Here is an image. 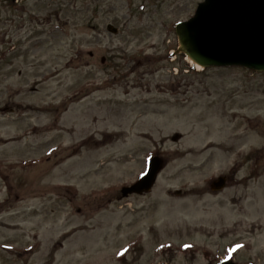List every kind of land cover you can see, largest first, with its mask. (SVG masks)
<instances>
[{
    "label": "rangeland",
    "instance_id": "1",
    "mask_svg": "<svg viewBox=\"0 0 264 264\" xmlns=\"http://www.w3.org/2000/svg\"><path fill=\"white\" fill-rule=\"evenodd\" d=\"M9 1L0 264H264V72L172 55L203 0Z\"/></svg>",
    "mask_w": 264,
    "mask_h": 264
},
{
    "label": "water",
    "instance_id": "2",
    "mask_svg": "<svg viewBox=\"0 0 264 264\" xmlns=\"http://www.w3.org/2000/svg\"><path fill=\"white\" fill-rule=\"evenodd\" d=\"M175 34L176 53L201 68L241 67L264 72V0H204L192 18L175 25ZM161 169L160 159H151L140 179L121 190L122 196L149 192ZM213 185L220 189L223 179Z\"/></svg>",
    "mask_w": 264,
    "mask_h": 264
},
{
    "label": "flooded vegetation",
    "instance_id": "3",
    "mask_svg": "<svg viewBox=\"0 0 264 264\" xmlns=\"http://www.w3.org/2000/svg\"><path fill=\"white\" fill-rule=\"evenodd\" d=\"M224 180H225V184L227 185L229 183V180H228V178L226 176H225ZM209 188H210V190H212V186H210V183H209ZM215 194H216V192H215ZM226 256L228 257L229 255H226ZM225 259H222V260H225ZM228 260H229V264H235L233 262V258L231 256H229ZM211 261H212V264H220V261H218L217 258H215L214 256L212 257Z\"/></svg>",
    "mask_w": 264,
    "mask_h": 264
},
{
    "label": "bare ground",
    "instance_id": "4",
    "mask_svg": "<svg viewBox=\"0 0 264 264\" xmlns=\"http://www.w3.org/2000/svg\"><path fill=\"white\" fill-rule=\"evenodd\" d=\"M187 61H188L189 63H191V61H190L189 59H187ZM196 68L199 70V66H197Z\"/></svg>",
    "mask_w": 264,
    "mask_h": 264
},
{
    "label": "snow or ice",
    "instance_id": "5",
    "mask_svg": "<svg viewBox=\"0 0 264 264\" xmlns=\"http://www.w3.org/2000/svg\"><path fill=\"white\" fill-rule=\"evenodd\" d=\"M162 247H163V245H162ZM185 247H189L188 245H185ZM237 247H240L239 245H237Z\"/></svg>",
    "mask_w": 264,
    "mask_h": 264
}]
</instances>
